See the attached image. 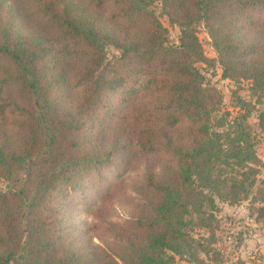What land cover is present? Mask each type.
Here are the masks:
<instances>
[{
  "label": "trees",
  "instance_id": "16d2710c",
  "mask_svg": "<svg viewBox=\"0 0 264 264\" xmlns=\"http://www.w3.org/2000/svg\"><path fill=\"white\" fill-rule=\"evenodd\" d=\"M154 1L179 27V45L166 44V30L149 10ZM33 3L37 14L55 27L56 37L20 36L7 0H0V55L17 66L36 108L23 155H17L6 131L8 101L0 80V176L18 181L19 169L36 156L49 168L25 204L26 251L21 264H202L198 252L207 255V246L213 244L215 198L228 204L245 200L256 187L261 164L247 124L248 111L229 122L228 113L213 119L220 96L203 85L195 66L213 61L204 57L192 26L203 22L222 77L250 81L260 102L264 14L254 10L264 12V0ZM108 46L120 52L113 62L106 59ZM63 56L87 60L76 81L82 93L74 113L63 107L60 75L55 73V61ZM111 97L120 101L110 104ZM141 99L153 106H138ZM236 100L239 109L247 110L248 103ZM257 120L264 132V111ZM178 130L182 134L172 139L169 132ZM159 151L170 152L175 167L166 168L156 182L152 172L146 174L143 202L131 224L135 233H129L120 253L85 246L76 234L79 244L67 241L75 232L73 217L65 213L67 198L90 173L102 169L112 156L128 161ZM14 198V192L0 191V226L6 232ZM251 201L262 204L264 211L263 187L256 188ZM191 226L207 236L196 240ZM15 258V252L7 250L0 254V264Z\"/></svg>",
  "mask_w": 264,
  "mask_h": 264
},
{
  "label": "rangeland",
  "instance_id": "374dc122",
  "mask_svg": "<svg viewBox=\"0 0 264 264\" xmlns=\"http://www.w3.org/2000/svg\"><path fill=\"white\" fill-rule=\"evenodd\" d=\"M7 6L14 13V27L20 36H57L55 27L37 14L33 0H7ZM107 8L112 9L111 5ZM149 10L166 30V44L179 45L180 29L169 21L162 11L161 3L154 1ZM254 13L264 14L259 10H254ZM120 25L125 26V23L121 21ZM192 27L204 57L213 61L208 64H195L204 77L203 85L214 89L220 96L221 103L218 111L213 114V119L217 120L228 113L225 120L229 122L248 111L247 124L254 137L255 152L261 164L256 177L258 180L256 187L252 188L245 200L228 204L215 198L213 244L207 246L210 249L207 255L198 252V259L202 264H264V211L260 210L263 205L251 201L256 188H264V132H260L257 126V117L264 111V94H261L262 98L257 102L260 93L253 92L250 81L222 77L221 65L203 22H196ZM119 56L118 50L111 46L106 47V59L109 62H113ZM86 61L85 58L66 56L55 61V73L60 75L63 107L71 113L79 109L82 87L78 86L76 81L86 66ZM0 80L4 81L2 93L8 101L6 131L11 142V150L22 156L32 111L36 112V108H33V99L25 86V78L17 66L3 55H0ZM237 97L249 104L247 110L237 107ZM119 101V97L110 98V104ZM136 103L140 107L153 106V103L145 99ZM128 105L130 107L132 104ZM124 110L125 106H122L120 111ZM43 131L46 133V129ZM179 133L182 134L180 130L169 132L172 139ZM106 145H109L108 141ZM27 166L29 171L24 170ZM174 167L170 152L139 154L128 161L118 160L112 156L102 169L90 173L78 191L71 193L67 198L65 213L73 217L72 227L75 231L74 235L73 233L67 235V241L73 244L81 242L89 247L94 244L111 254L120 253L126 239L130 237L129 233H135V227H131V224L143 202L142 192L145 191L146 174L152 172L156 182L162 178L166 168ZM18 173L20 178L18 181L0 176V191L15 193V198L10 203L9 229L6 232L0 226V254L7 250L15 252V261L9 264H21L23 261L20 257L26 251L24 246L27 222L23 216L25 204L37 182L49 173V168L36 156L32 161L24 163ZM194 216L193 221L197 222L196 215ZM75 234L79 243L73 237ZM191 235L199 240L206 237L207 233L194 226ZM177 264L198 262L179 261Z\"/></svg>",
  "mask_w": 264,
  "mask_h": 264
}]
</instances>
